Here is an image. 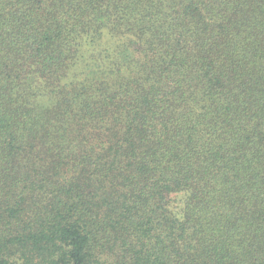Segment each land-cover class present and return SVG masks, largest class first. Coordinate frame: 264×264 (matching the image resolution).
Segmentation results:
<instances>
[{
    "label": "trees",
    "instance_id": "16d2710c",
    "mask_svg": "<svg viewBox=\"0 0 264 264\" xmlns=\"http://www.w3.org/2000/svg\"><path fill=\"white\" fill-rule=\"evenodd\" d=\"M0 264H264V0H0Z\"/></svg>",
    "mask_w": 264,
    "mask_h": 264
},
{
    "label": "rangeland",
    "instance_id": "374dc122",
    "mask_svg": "<svg viewBox=\"0 0 264 264\" xmlns=\"http://www.w3.org/2000/svg\"><path fill=\"white\" fill-rule=\"evenodd\" d=\"M173 207H178V209L183 206L185 195L183 193L177 194L176 197L173 196Z\"/></svg>",
    "mask_w": 264,
    "mask_h": 264
}]
</instances>
